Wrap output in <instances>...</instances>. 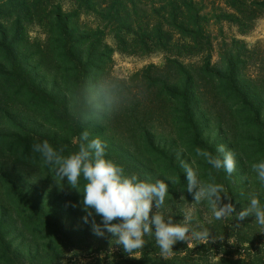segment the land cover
I'll return each instance as SVG.
<instances>
[{
	"label": "trees",
	"instance_id": "obj_1",
	"mask_svg": "<svg viewBox=\"0 0 264 264\" xmlns=\"http://www.w3.org/2000/svg\"><path fill=\"white\" fill-rule=\"evenodd\" d=\"M53 1L0 0V264H22L21 253L12 251L7 241L11 233L32 245L27 257L31 258L30 264L58 263L55 256L60 254L62 239L67 235L69 238L77 236L78 248L93 247L78 255L77 260L87 261L85 264H264V228L255 223V217L238 218L247 206V194L258 191L264 201V189L255 181L250 167L243 173L245 186L238 189L232 184L233 178L222 169L217 172L196 157L197 149L218 156L215 142L203 141V129L229 131V128H249L256 134L247 138L245 144L255 152L256 161L264 159V57L260 60L259 69L250 72L246 45L235 37L226 39L221 29L223 23H229L237 28L239 35L246 34L264 15V0H222L228 11L210 10L207 13L201 1L158 0L156 7L151 9L158 21L148 34L139 27L131 41L126 36L127 32L123 35L121 32V25L128 18L127 4L131 1L77 0V19L84 12L82 9L90 7L100 19L115 28L111 29L115 30L114 38L124 48L131 44L147 54L172 46L170 52H165L169 58L165 59L156 77L159 92L153 103L149 102L145 108L150 114H163L161 118L165 121L167 117H174L172 132L163 137L165 146L169 148L166 154L170 158L166 159L163 151L153 148L156 133L139 128L131 130L122 124L116 125L113 134L106 126V130L99 132L101 140L112 144L113 152H116V147L123 146L130 153L112 156L110 151H106V157L122 165L126 172L137 174L135 170L139 168L146 171L156 169L161 171V179L169 177L171 171L178 172L175 177L170 176L176 182L169 184L171 196L166 198L165 207L160 211L172 216L174 222H180L185 211L191 209L195 221L210 229V241L177 242L173 246V254L167 257L160 255L155 239L151 237H145L144 248L130 257L116 245L110 233L105 231L103 236L95 235L92 218L88 223L84 222L86 213L81 202L85 181H80L81 194L73 190L67 195L55 170L44 165L39 154L32 151L33 143L44 140L54 147L64 148L65 156L79 150L82 126L78 123L74 126L73 122L64 120L77 118L76 97L85 88L86 76L94 62L106 59L105 52L94 59L98 53L96 49H79L86 42H98V36L104 35L98 31V34H90L91 40L87 37L77 40V60L74 61L75 50L68 33V20H62L58 10L53 26L60 30L56 31L57 38L64 41L60 48L62 55L69 59L70 64L74 61L71 73L77 76L76 89L74 95H65L59 104L51 100L54 94L48 93L47 88L35 91V79L27 70L26 59L21 57L26 51L20 45L25 42L27 24L36 22L42 25L48 20V7ZM211 1L213 6L221 0ZM209 23L217 27L222 39L218 44L216 36L206 30ZM175 37L177 39H173ZM174 108L175 113L171 115ZM117 119L118 115L113 113L95 123L112 124ZM77 122L80 119L77 118ZM184 131L191 134L187 148L197 159L201 178L207 181L211 172L215 181L228 191L230 200L223 203H231L234 212L225 219L215 220L206 202L195 203L193 193L187 190L186 177L181 175L180 163L174 165L175 146ZM113 137L117 141L111 143ZM138 176L141 175L138 173ZM144 178L148 179L141 177ZM61 216H65L64 225L60 223L63 221ZM95 222L99 224L100 217L96 216ZM70 223L73 229L69 230ZM213 237L216 240L211 242Z\"/></svg>",
	"mask_w": 264,
	"mask_h": 264
},
{
	"label": "rangeland",
	"instance_id": "obj_2",
	"mask_svg": "<svg viewBox=\"0 0 264 264\" xmlns=\"http://www.w3.org/2000/svg\"><path fill=\"white\" fill-rule=\"evenodd\" d=\"M52 1V0H51ZM57 1V2H55ZM131 1L128 6V18L122 24V35L127 32L126 36L131 39L135 37L137 30L139 27L143 29V33L148 34L151 31L155 22L158 21L155 14L151 13V9L156 7L158 4V0H129ZM201 1L203 6L206 9V13L210 10L217 11H228V9L224 5V1H218L213 3L211 0H197ZM95 2V0H93ZM133 7V8H132ZM49 18L41 24H36V22H31L25 27V42L20 45V47H24L26 54L21 56L27 61V70L31 71L33 79H35V91H39L42 87L47 88V92L54 94V97H51L56 103H60L65 95H74V91L77 85V76L74 73H71V69L73 68L72 63L77 60V40L81 37H87V39L91 40V33L98 34L100 31L103 32L104 35L98 36V42H86L85 45H82L79 48L81 51L84 49H93L98 52L94 59L100 58L101 52H105V60H100V62H94L92 66V70L87 74L85 80V87L91 84H94L97 80L103 78H111L120 81L125 85L126 89V98L124 103L114 112L115 115H118L117 121H114L112 124L109 123H95V121L77 122V118L74 121L70 119H65L64 121L73 122L74 126L78 123L79 126H82V130H87L90 133L91 138H100L101 129L106 128L110 130V134H113L112 130L116 128V125H124L126 128L135 130L145 129V131H150V133H156L155 139L153 142V148L157 151H163L166 159L170 158V155L166 154V151H169V148L165 146V140H163L165 136L169 135L172 131L171 127L174 126V117H167V120H163L161 117L163 114L161 113H153L151 114L145 109L149 102L153 103L154 97L158 94V83H156V77L158 76L160 70L163 68L165 64V59L169 58V55L165 52L167 50L172 49V46L167 47V50L164 51H153L150 53H141L138 49H135L131 44L127 45V48H124L122 44L117 42V38H114V31L111 29L112 26L108 24L105 20L97 15V12L91 10L90 7H85L82 9V14L77 19V0H54L53 4L48 7ZM133 9V10H132ZM59 10L61 13L60 17L68 20V33L71 35L72 43L74 44L75 50V58L74 61L69 63V59L61 53V47L64 46V41L60 38H57L58 28L53 26V21L56 19V12ZM133 11V12H132ZM138 26V27H137ZM126 27V29H124ZM166 29V28H165ZM223 37L226 39H231V37H235L236 40L243 42L248 48L247 56L248 57V65L247 68L250 72L254 73L255 69H259L260 60L264 57V15L257 20L251 29L247 31L244 35H239L237 33V28L230 25L229 23H223L221 26ZM150 30V31H149ZM207 31L212 32V35L216 36V43L218 44L222 39L218 34L217 27L212 24H208ZM99 31V32H98ZM170 31V30H168ZM177 39V37L173 38ZM52 43V44H51ZM50 44V47L46 48V46ZM57 44H61L60 47H57ZM237 46V45H235ZM136 47H140V45H136ZM92 50V51H93ZM171 50H169L170 52ZM254 52V55L253 53ZM173 54V53H172ZM20 57V56H19ZM215 60V57H214ZM85 61V58H84ZM92 61H94L92 59ZM35 65L37 68H35ZM170 90V89H169ZM167 90V91H169ZM36 91V92H37ZM159 92V91H158ZM61 96V97H59ZM50 99V98H49ZM178 110V109H177ZM175 113V108L171 112ZM169 114V112L167 113ZM264 115V109L263 114ZM170 116V114L168 115ZM261 116V117H262ZM24 118L23 116H21ZM70 118H73L70 115ZM25 119V118H24ZM262 121V119H261ZM173 123V125H172ZM106 126V128H105ZM71 127V125H68ZM189 132V131H188ZM203 141L208 143L216 144V149L218 145H224L226 150L232 151L236 156V170L231 175L233 178L232 184L235 188H243L246 183L245 171L249 170V167L252 163L256 161L255 152H252L248 148L246 143V139L254 136L256 133L252 129L249 128H229V131L223 130L218 131L216 129H203L202 130ZM190 134V133H189ZM185 131L181 133L180 140L177 141L176 144V153L174 156V165H178L181 160L186 162H191L192 159H195V155L188 150V142H190L191 137ZM111 140V143L116 142V137ZM129 143V142H127ZM114 147V145H113ZM123 146L116 147V152L111 150L112 144L110 145L107 142L106 151L109 152L112 156H121L124 153L130 155V153L126 152ZM218 156H221L220 153L217 152ZM245 162H249L246 164ZM245 163V166L244 164ZM246 165H250L246 167ZM246 167V168H245ZM141 177H148L151 181L156 179H161V171L156 169H151L150 171H146V169L139 168L138 171ZM178 172L171 171L169 172V176L175 177ZM252 173V172H251ZM253 174V173H252ZM183 178H185V174L183 173V169L181 172ZM64 191L69 195L73 189H71L66 180L64 181ZM187 184V183H186ZM53 189H57V187H52ZM9 191V189L6 188ZM242 190V189H241ZM4 191V190H3ZM62 220L60 223L64 225L65 216H61ZM61 228V225L60 227ZM73 229L71 223L68 225V229ZM66 229V231L68 230ZM7 241L11 244L12 251L20 254V259L22 264H30L31 258L28 254L32 251V245L29 243H24L17 239L15 233H11L7 237ZM61 252L56 257L58 263L53 264H85L78 259V255H80L81 251H85L88 248H78L77 247V236L74 238H69L67 235L66 238L62 239ZM97 245V244H93ZM93 249V247L91 248ZM218 259V258H217ZM79 261V262H78ZM32 264H39L37 262Z\"/></svg>",
	"mask_w": 264,
	"mask_h": 264
},
{
	"label": "clouds",
	"instance_id": "obj_3",
	"mask_svg": "<svg viewBox=\"0 0 264 264\" xmlns=\"http://www.w3.org/2000/svg\"><path fill=\"white\" fill-rule=\"evenodd\" d=\"M125 85L118 80L103 78L86 86L76 97L75 115L83 122L102 121L111 116L125 101ZM107 143L100 138H91L85 130L79 136V150L64 155V148L51 145L47 140L33 143L32 151L38 153L43 164L55 170L61 182L81 194L82 210L86 213L84 222L92 218L93 232L103 236L110 233L117 246L132 257L143 249L145 237L155 239L160 255L167 257L173 254V246L180 241H210V229L195 221L193 211L188 209L180 222H174L172 216L160 211L165 207L169 194V184L176 181L173 177L141 179L135 173L126 172L125 168L106 157ZM221 156H213L207 150H196V157L202 159L211 169H221L231 176L236 170V156L226 150L224 145L217 146ZM197 159L191 162L180 161V167L187 180V190L193 193L195 203L206 202L215 220H222L232 215L234 207L228 191L217 183L209 172L207 181L201 178ZM255 181L264 189V159H258L250 166ZM195 190V191H194ZM247 206L239 213V219L255 217V223L264 228V201L258 191L247 194ZM153 207L156 211L153 212ZM100 217V223L95 217ZM115 221V222H114ZM215 237L211 242H214Z\"/></svg>",
	"mask_w": 264,
	"mask_h": 264
}]
</instances>
